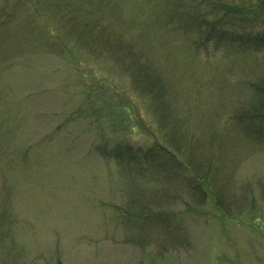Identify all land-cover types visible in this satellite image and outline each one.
Wrapping results in <instances>:
<instances>
[{
    "label": "rangeland",
    "instance_id": "374dc122",
    "mask_svg": "<svg viewBox=\"0 0 264 264\" xmlns=\"http://www.w3.org/2000/svg\"><path fill=\"white\" fill-rule=\"evenodd\" d=\"M125 2L122 12L130 16L140 0ZM24 13L14 15L11 24L16 32V22L25 26L20 37L30 29V16ZM167 35L158 37L162 47L172 42ZM80 41H65L59 57L38 53L43 47L29 49L30 43L21 50L9 40L0 50L9 57L0 64V215L9 218L5 224L0 218V264H57L60 256L63 264H264V146L248 142L234 147V175L228 177L220 204L209 201L193 211L196 205L183 189L170 204L183 211L185 241L170 240L169 230L160 225L148 231L146 240L144 234L135 240L128 227L133 220L117 210L129 201L124 177L115 161L93 151L105 136H118L108 120L121 123L119 115H108L103 99L111 89L102 75L123 84L129 78L111 60L94 58ZM210 53H203L196 67L180 46L161 52L171 69L167 83L173 98L186 121L202 132L203 125L214 127L250 101L247 79L255 81L264 70L263 54ZM76 55L90 59L92 67L79 70ZM82 71L98 92L93 109L81 86ZM92 71L101 80H92ZM62 124L63 130L54 133ZM148 139L140 136L135 142ZM213 153L218 154L217 148Z\"/></svg>",
    "mask_w": 264,
    "mask_h": 264
},
{
    "label": "trees",
    "instance_id": "16d2710c",
    "mask_svg": "<svg viewBox=\"0 0 264 264\" xmlns=\"http://www.w3.org/2000/svg\"><path fill=\"white\" fill-rule=\"evenodd\" d=\"M125 1L3 0L0 50L5 51L4 45L9 42H15L21 50L30 43L29 49L43 47L38 53L56 56L64 52L65 41L81 40L93 51L94 58L111 60L123 69L129 78L127 84L102 75L111 89L108 98L103 99L109 104L108 115L116 114L121 119V123L108 120L118 136H105L95 143L93 151L115 161L124 177L129 201L117 210L126 217L130 215L133 222L128 227L136 234L135 240L142 234L146 240L148 231L160 225L169 230L170 240L185 241L181 234L183 211L171 207L178 192L183 189L194 201L193 211L198 212L209 201L220 204L228 177L234 175V147L242 146V142L264 146V70L256 74L255 81L247 79L250 101L215 121L214 127L203 125L202 132L186 121L181 104L173 98L174 89L167 83L172 74L161 52L166 47L180 46L189 51L196 67L203 53L210 57V52L222 49L242 56L264 55V0H140L130 16L122 12ZM20 13L30 16L26 37H20L25 30L22 23H15L18 32L11 30L14 15ZM165 34L172 42L162 47L158 37L164 38ZM0 57V64L9 58ZM76 61L81 64H77L79 70L93 65L90 59L77 55ZM82 73L81 86L85 88V99H90L89 109H93L97 91L91 89L87 71ZM92 73V80H101ZM61 130L63 124L54 133ZM140 136L153 141L138 144L135 141ZM0 218L4 224L9 220L4 214ZM57 264H63L61 256Z\"/></svg>",
    "mask_w": 264,
    "mask_h": 264
}]
</instances>
